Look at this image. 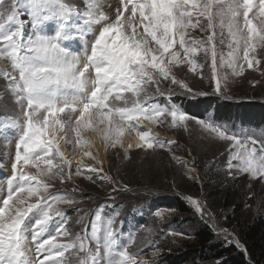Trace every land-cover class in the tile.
I'll return each instance as SVG.
<instances>
[{
  "label": "snow or ice",
  "instance_id": "6c2138e0",
  "mask_svg": "<svg viewBox=\"0 0 264 264\" xmlns=\"http://www.w3.org/2000/svg\"><path fill=\"white\" fill-rule=\"evenodd\" d=\"M120 5L110 16L104 0H85L83 9L66 0H0V60L8 61L12 69L2 75L9 79L17 105L11 124H0V136L7 137V127L18 130L13 175L7 179L5 198L0 199V264H69L60 258L70 249L84 254L77 264H149L137 261L138 254L128 251V242L121 243L114 219L102 217L99 211L90 233L86 229L67 243H56L57 237L70 235L60 205L76 200L66 192L50 193L54 187L50 181L63 183L73 175L90 179L91 174L103 172L102 161L91 151L92 141L84 139L86 133L99 138L106 151L123 149L127 158L133 145L124 147L125 133L138 137L136 148L171 152L174 142L157 138L146 125L142 128L144 122L187 130L188 121L194 120L210 137L231 142L230 176L246 173L264 178V133L258 139L250 129L229 130L225 122L190 117L176 105L154 99L171 96V87L166 91L161 87L165 82L193 98L205 95L175 72L186 63L188 71L202 77L197 69L203 64L196 60L201 53L205 62L210 61L214 91L221 95L229 74L241 76L245 67L259 65L261 59L255 54L264 49V0H120ZM25 14L29 19H20ZM49 21L54 26L51 32L44 27ZM26 24H31L27 32ZM197 30L200 36L193 35ZM74 40L82 43L81 52L68 43ZM225 43L226 54L218 49ZM61 142L73 150L81 146L82 155L95 163L78 164L73 172ZM101 179L112 181V191L117 190L118 182L111 176ZM188 200L201 216L211 217L200 201ZM31 213L32 222L26 224ZM154 215L163 217V212L155 210ZM57 217L51 234L49 222ZM29 231L36 262L28 255ZM219 231L226 239L230 235L227 229ZM229 242L246 251L234 236Z\"/></svg>",
  "mask_w": 264,
  "mask_h": 264
},
{
  "label": "rangeland",
  "instance_id": "374dc122",
  "mask_svg": "<svg viewBox=\"0 0 264 264\" xmlns=\"http://www.w3.org/2000/svg\"><path fill=\"white\" fill-rule=\"evenodd\" d=\"M67 3L73 4L78 8L83 9L85 7V0H66ZM105 11V10H104ZM127 15V14H125ZM22 20H28L29 17L25 14L20 17ZM31 24L25 25V31L27 32L30 29ZM44 27L47 28L49 32L53 30V23L46 22ZM142 31V30H141ZM193 35L200 36L201 33L197 30ZM88 38L92 39L91 34ZM90 39V40H91ZM225 39L227 40V33L225 30ZM73 45V50H77L82 43L78 40L68 42ZM218 49L223 51L225 54L228 51L227 43L224 45L218 44ZM257 58L261 59V63L257 66H254L253 69H248L245 67V72L241 76L233 77L229 74L226 91L223 95L217 94L214 91V81L212 79L210 61L205 62L203 54L197 56L196 60L198 64H203L202 68H198L197 71L202 73L198 75L195 72L188 71L187 64H182L175 69L176 76L178 79L185 81L189 87H191L195 92L205 93V95H200L194 97L198 99L199 102L205 103L209 99L218 98L221 101L226 103H238L243 102L242 105H246L242 109V113H247L252 108H256L255 105H264V49L257 50ZM220 69H218L219 71ZM11 66L8 61L0 60V118H5L0 120V124H11V121L17 116V105L14 102L12 93L8 87L10 81L9 79L2 75L5 72H11ZM91 71V69H90ZM224 71H228L224 69ZM165 91L171 87L172 94L170 97L165 96H155L154 99L160 102L161 104L170 103L173 104V101L176 98L179 100L193 99L192 95L186 93L183 89L178 86L169 85L167 82L161 85ZM159 97H163L161 100H158ZM203 105V104H201ZM199 108V107H198ZM190 117L203 119L197 115L191 113L188 114ZM21 119H23L21 117ZM163 119V118H161ZM209 119V116H206L205 120ZM151 128L154 134H157V138L163 139L165 141H173L170 145L173 149L170 157L173 159L175 156L177 159L174 160L177 163L178 161H183L184 164V175L193 183H198L200 186H203L208 189L207 192L199 194L193 199L200 201L211 213V217L208 215L201 216L199 212L196 211L195 207L189 202L188 198L184 199L194 210L195 220L180 222L177 223L174 227L172 222L176 221L177 214L174 211L168 209L158 208L156 210H161L163 212V217H156L151 212L145 225L139 230V232H133L131 235L124 238V243L128 242V251L130 253H145V255H137V261L143 262L147 261L149 264L167 263V254L165 248L170 243L175 245V248L180 250H187L189 246L192 245L194 236L197 231L202 226H208L214 230L215 235L217 236V241L223 242L225 245H231L232 237L235 234L229 230L230 235L226 239L223 232H220V229H225L223 223L226 221L227 217H230V211H226V205H240L244 204L242 214L240 217L242 220H251L255 217H264V178H252L249 174L240 173L236 174L234 177L228 174L227 169V160L229 156V150L231 146L230 141H221L214 139L202 131L199 125L195 123L194 120L188 121V128L185 130L182 127H172L168 123H163L160 125L149 124L144 122V125H141ZM229 130H233L231 124H226ZM242 127L235 128L236 130L241 129ZM244 129V128H243ZM249 130V129H246ZM256 133V138L259 139L260 134L264 133L263 127H254L250 129ZM7 137L0 136V199L5 198L7 190V179L13 175L12 164L14 162L15 156V144L17 141V132L18 130L14 127H7L5 129ZM130 136H136L133 133ZM127 133L122 138L124 144L125 138L130 137ZM97 138L91 133H86L84 136L85 140H92ZM102 150V167L103 172L96 174H91L89 179L87 175L75 176L73 175L71 180L64 181L61 183L59 179L51 180L50 183L54 187L50 188V192L57 191L59 193H68L71 197L76 200V203L72 205L61 204L60 207H72L74 205L81 206L79 212L74 213L73 216L69 219L67 218V223L65 228L70 233L69 236L65 237L63 235L57 237V239L64 238L66 243L74 239L76 235H84L85 230L87 229V211H90L95 205H97L100 200H113L121 201L123 205V197H120L118 189L113 192L112 190H105L106 186L101 184L113 183L108 179H101L102 176H111L110 175V164L108 160V153L113 151L116 153V157L119 153L123 154V149L115 148L105 150L100 139L98 138ZM124 147L127 148L124 144ZM259 147V145H257ZM61 151L64 153L67 160L71 162V168L74 172L76 166L79 164L78 159L82 155L81 146H76L73 150L72 145H65L63 142L60 144ZM140 153L139 155L131 156L133 152ZM168 150H147V149H130L128 157H124L126 165H129L128 175L135 177L134 174L137 173L135 170L138 165H147L154 167L152 170L153 173L157 174L164 170L163 157L165 156ZM68 155L71 156L68 157ZM70 158V159H69ZM86 158V165L94 164L95 161L90 158ZM136 158V159H135ZM234 164L237 162H233ZM181 164V163H179ZM82 165V164H80ZM187 165V167H185ZM146 166V167H147ZM160 166L159 169H157ZM125 167V165L123 166ZM134 169V170H132ZM189 169H194L189 171ZM146 171L147 169H143ZM235 172V169L232 170ZM126 172V171H125ZM127 173V172H126ZM150 182V181H149ZM73 188L76 191H73ZM229 189V195L226 200V193ZM125 195V210L140 209V206H143L147 200L145 199V194L140 192H133V190L127 191ZM81 198V201L79 199ZM226 200V201H225ZM139 202L135 206H131L132 202ZM225 201V202H224ZM31 202V201H29ZM232 209V208H231ZM234 209V208H233ZM232 209V210H233ZM150 213V212H148ZM126 214H122L124 217ZM34 213L29 214L28 219L25 221L26 224L32 222ZM83 217V221H81ZM92 223V222H91ZM171 223V224H170ZM56 222L50 221L48 226V232L54 234ZM168 225V231L164 232V226ZM91 228L87 231L90 233ZM29 241L28 247L31 249L28 255L32 258L34 262L37 261V253L35 251V242L31 240V232L28 233ZM216 241V242H217ZM91 247H95L94 242H90ZM76 250L70 249L65 253V257L60 259H67L69 264H77L79 258L83 256V253L74 254ZM156 252L155 255L152 253ZM39 259H43V256H40ZM202 264V263H200ZM204 264V263H203Z\"/></svg>",
  "mask_w": 264,
  "mask_h": 264
},
{
  "label": "trees",
  "instance_id": "16d2710c",
  "mask_svg": "<svg viewBox=\"0 0 264 264\" xmlns=\"http://www.w3.org/2000/svg\"><path fill=\"white\" fill-rule=\"evenodd\" d=\"M242 103L220 102L218 98L209 99L202 103L198 99L193 98L189 99L188 103L185 104V113H191L203 119L211 115L216 121L225 122L226 124L230 123L232 127L241 125L243 127L264 128V105L253 104V106L257 107L252 108L245 114L242 113V109L247 104L242 105ZM172 151L173 149H171V152H164L166 153L163 157L165 168L162 172L155 174L152 171L154 167L147 165L141 167V165H138L134 167L137 170V173L134 174L135 177L128 175L130 167L123 162L124 155L122 153H119L117 157L113 151L108 153L110 175L114 181L118 182L119 186H117V189L119 196L123 197V205L126 203L124 198L127 195V191L133 190L134 193H143L147 202L140 208L150 212L147 216L158 208L168 209L177 214L176 221L172 222L171 228L177 223L195 220L194 210L184 199L195 197L208 190L204 185L200 186L198 183H193L186 178L183 165L170 157ZM136 154L139 155L140 153L134 151L131 156ZM124 165L125 167H123ZM159 168L160 166L157 169ZM143 169L147 170L144 171ZM101 184L106 186V191L112 190L114 187L113 183ZM123 185H127L128 190H121ZM226 191L225 197L228 200L229 189ZM100 199H97L99 201L94 207L100 208L110 203L115 208L122 206L125 209L121 201ZM79 201H81V198ZM138 203L134 201L131 206H135ZM243 205L225 206V210L230 211L231 214L230 217L226 218L223 226L235 234L236 239L239 240L246 251L241 250L235 244L225 245L223 242L217 241L218 238L214 230L208 226H202L195 234L193 243L187 250L183 251L175 248L176 246L170 243L167 245L165 248V251L168 252L166 253V264H264V217L259 216L251 220H242L240 215L242 214ZM231 208L234 209L232 210ZM63 209L70 214H74L80 211L81 206L74 205L72 207H63ZM163 230L167 232L168 225L164 226Z\"/></svg>",
  "mask_w": 264,
  "mask_h": 264
},
{
  "label": "bare ground",
  "instance_id": "6f19581e",
  "mask_svg": "<svg viewBox=\"0 0 264 264\" xmlns=\"http://www.w3.org/2000/svg\"><path fill=\"white\" fill-rule=\"evenodd\" d=\"M120 6H121L120 0H104V10L110 16H115L116 9ZM82 59H83V57H82ZM137 140H138V137L130 136L129 138H125V140H123V141H124V144L126 147L128 146V144L131 143L133 145V147L131 149H136L135 144H136ZM90 141H92L91 151H92L93 155L97 156L99 159H101L102 150H101V146H100V142H99L98 138H93ZM68 157L71 158L70 155H68ZM77 162H79V164H82V165L87 164L86 158H83V156H80V158L78 159Z\"/></svg>",
  "mask_w": 264,
  "mask_h": 264
}]
</instances>
